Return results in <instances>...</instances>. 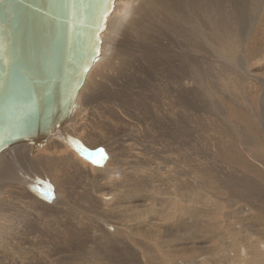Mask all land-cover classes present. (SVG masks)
<instances>
[{
	"label": "rangeland",
	"instance_id": "obj_1",
	"mask_svg": "<svg viewBox=\"0 0 264 264\" xmlns=\"http://www.w3.org/2000/svg\"><path fill=\"white\" fill-rule=\"evenodd\" d=\"M217 1L194 51L119 1L68 122L0 154V264H264V0Z\"/></svg>",
	"mask_w": 264,
	"mask_h": 264
},
{
	"label": "water",
	"instance_id": "obj_2",
	"mask_svg": "<svg viewBox=\"0 0 264 264\" xmlns=\"http://www.w3.org/2000/svg\"><path fill=\"white\" fill-rule=\"evenodd\" d=\"M98 0L0 3V154L37 147L64 126L96 61L106 22Z\"/></svg>",
	"mask_w": 264,
	"mask_h": 264
},
{
	"label": "bare ground",
	"instance_id": "obj_3",
	"mask_svg": "<svg viewBox=\"0 0 264 264\" xmlns=\"http://www.w3.org/2000/svg\"><path fill=\"white\" fill-rule=\"evenodd\" d=\"M120 0H118L117 3H115L114 5V8H113V12L115 10V7L116 5L119 3ZM126 1V2H125ZM144 1H147L144 2ZM143 2H139V0H123V7L121 8V10H124L125 8L129 7L132 5L133 2H135V8L133 7V11L129 13V17L127 18L126 20V23H125V20L122 21V25H128V26H131V25H136V19L140 18L141 22H139L137 20V25L139 23H143L144 25H146V27H155L156 26L158 27V19L161 18V28L163 29H166L167 32H170V33H177L178 34H181V41L183 42L184 45H191L193 48V51L194 50H198L202 47V50H203V44H201L200 42V39H199V35L197 34V32H194V28L197 27V26H193V20L194 19H200V21H206V22H210V26H212L211 28L212 29H215L216 27L217 30L219 28H221L219 25H218V4L217 0H156V4H154V0H144ZM139 2V3H137ZM122 4V3H120ZM119 6V5H118ZM121 6V5H120ZM164 7L167 8L166 11L164 12H172L174 14H176V16H173L172 18V22L174 25H171L169 23L166 24H163V21L165 19V16H167V14H162L161 12V9H163ZM165 10V8H164ZM112 12V14H113ZM190 12L192 14H194L197 18H194V19H191L192 21L191 22H185V21H182L181 18H185L186 17V14ZM222 13V12H221ZM220 13V14H221ZM112 14L110 16V18L108 19V21L106 22V26H107V29L108 30V24H109V20L111 19L112 17ZM131 15V16H130ZM159 16V17H158ZM220 16V15H219ZM223 16V14H222ZM136 17V18H135ZM125 18V16L122 18V20ZM223 18V17H222ZM121 22V21H120ZM120 22H118L116 24V26H118L120 24ZM154 22V23H153ZM238 22V21H237ZM242 22V21H241ZM153 23L152 26L149 25ZM223 23V22H222ZM236 23V22H235ZM230 24V23H228ZM234 24V23H233ZM121 25V26H122ZM136 25V26H137ZM206 25L203 26V28L205 27ZM227 26V25H225ZM234 26V25H233ZM229 27V26H227ZM106 28V27H105ZM233 28V27H232ZM230 28L232 31L233 29ZM115 29V28H114ZM118 29V28H117ZM159 29H160V26H159ZM194 31H193V30ZM116 30V29H115ZM114 30V31H115ZM206 30V29H205ZM231 30H227L228 31H231ZM162 31V30H161ZM220 31V29L218 30ZM222 31V30H221ZM223 32H226V31H222L221 33L222 34H226V33H223ZM164 33V32H163ZM217 33V32H216ZM221 33H218V34H215V33H210L208 34L207 36H212L213 38L210 39L211 41V44L215 47H213L214 50H216L217 47H219L221 45V41H222V34ZM216 35V37H215ZM143 36V35H142ZM167 36V35H166ZM183 36V37H182ZM225 36V35H224ZM201 37V36H200ZM102 38V37H101ZM210 38V37H209ZM232 38V37H231ZM237 38V37H236ZM145 39V38H143ZM202 39V38H201ZM226 39V38H225ZM225 39L223 41H225ZM147 40V39H146ZM227 41V40H226ZM251 41V40H250ZM155 45H156V49L161 51L162 50V58L164 59L165 61V64L164 62H162V64H164L167 68L170 67V63H171V60L173 58H176L178 59L181 63L184 62V59L187 58V53L185 52L184 49H181L180 47L177 48V53L179 54H175L173 53V51H170L168 47H166L167 44H161L159 42L158 44V41H155L154 42ZM248 43V42H247ZM144 44V43H143ZM170 44V43H169ZM253 46V45H252ZM184 48V46H182ZM255 47V46H254ZM154 48V49H155ZM256 48V47H255ZM152 47H148V48H145L144 49V52L146 56V58H150L151 60H153V62H155V64H157L156 62V58L158 57L155 50H154ZM223 49V48H222ZM233 51V49H232ZM106 52V51H105ZM236 52V51H235ZM245 52V51H244ZM158 53V52H157ZM143 57V56H142ZM117 58V57H116ZM155 58V59H154ZM134 60V59H133ZM155 60V61H154ZM142 61V60H141ZM137 63V62H136ZM104 62H102V59L99 58L97 59L95 62H94V65L92 66L91 70L89 71L87 77H86V80L84 81V86L83 88H81L82 90L80 91V95L82 94V91L84 90L85 87H87L88 83H89V80H91V78H93L92 76L94 75V73H99L101 70H102V66L104 67ZM112 65V64H111ZM165 67V68H166ZM105 68V67H104ZM103 68V69H104ZM169 70V69H168ZM104 71V70H102ZM171 71V70H170ZM109 72V71H108ZM101 73V72H100ZM103 73V72H102ZM137 73V72H136ZM170 73V72H169ZM98 76H100L99 74H97ZM196 75L199 77V78H202V75L196 73ZM96 76V75H95ZM94 80V79H93ZM99 86V85H98ZM230 86V85H229ZM87 89V88H86ZM55 133V132H54ZM53 135V134H52ZM51 135V136H52ZM50 136V137H51ZM49 137V138H50ZM48 138V139H49ZM47 139V140H48ZM46 140V141H47ZM196 198V197H195ZM197 199V198H196ZM52 201V200H51ZM206 204V202H205ZM8 209V208H7ZM134 262V261H133Z\"/></svg>",
	"mask_w": 264,
	"mask_h": 264
},
{
	"label": "snow or ice",
	"instance_id": "obj_4",
	"mask_svg": "<svg viewBox=\"0 0 264 264\" xmlns=\"http://www.w3.org/2000/svg\"><path fill=\"white\" fill-rule=\"evenodd\" d=\"M4 0H0V3H3ZM112 4V0H98V6L101 8V16L102 17H106L108 10L110 9ZM66 8L69 9V11H71V9H73L75 7V3L74 0H67V4L65 5ZM3 48V43L0 42V49ZM102 156V159H106V156L103 154V150H99ZM94 164H99L100 161H96L93 160L92 161Z\"/></svg>",
	"mask_w": 264,
	"mask_h": 264
}]
</instances>
